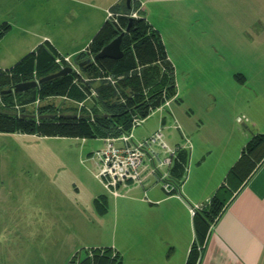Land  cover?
<instances>
[{
    "label": "rangeland",
    "instance_id": "obj_1",
    "mask_svg": "<svg viewBox=\"0 0 264 264\" xmlns=\"http://www.w3.org/2000/svg\"><path fill=\"white\" fill-rule=\"evenodd\" d=\"M20 1L0 0V25L8 26L0 38V70L10 69L27 55L30 51L23 46L31 42L35 43V47L44 42L54 43L58 57L65 58L69 53L68 46H73V43L86 45L87 38L92 37L107 20V10L104 15L96 11L101 0L38 1L33 9L36 8L39 14L30 17L31 21L21 17L14 8ZM31 1L26 0L27 11L30 5L32 9ZM138 1L142 7V0ZM173 6L169 15L171 19L165 23L167 27H176L179 34L175 48L165 53L169 55L173 67L177 95L175 99H168L166 106L151 110L133 134L135 137L145 135L157 126V120L162 117V120L167 119L162 130L159 129L165 142L182 140L185 135L194 145L198 136L185 133V125L189 123L190 130L192 127H202L206 121L205 113L214 104L212 97L215 91L229 89V82L221 77L232 75V79L239 80L237 74H244L249 68L247 59L261 56L260 45L264 44V0H181ZM88 12H91L90 18ZM89 20L91 22L88 24ZM42 35L49 40H42ZM262 50L264 54V48ZM69 61L73 62V56H69ZM84 78L93 80L95 76ZM72 83L75 86L78 84ZM91 84L88 89L86 83L79 85L81 100L68 95H50L44 99L38 98L36 106H33L34 102L19 105V110H27L30 114L38 108L49 106L59 114H87L86 111H92L95 97L90 92L97 83ZM10 112L13 113V110ZM170 112L173 118L168 120ZM176 130L180 131V135ZM101 146L100 139L42 138L0 133V264H45L54 261V256H49L53 251L49 249L50 244L46 248L45 242L40 239L63 232L59 225L63 215L61 213L59 216L58 212L66 210L61 208L64 206L61 205V195L58 196L60 190H65L68 195L64 196L66 204L73 209L72 215L64 217L72 224L69 225L71 232L81 237L87 228L93 226V234L99 236L100 241L109 248L115 234L113 219L106 216V221L98 228L99 223L95 219L86 217L87 213L81 214L87 212L88 201L96 191L108 197L93 178L95 165L86 160L90 158L89 153ZM51 186L59 191H54ZM40 206H44L47 212L51 206V214L45 211L44 217L36 214L31 222L28 207L35 211ZM92 246L90 249H102ZM83 247L75 251H80V256L85 248L89 249Z\"/></svg>",
    "mask_w": 264,
    "mask_h": 264
},
{
    "label": "crops",
    "instance_id": "obj_2",
    "mask_svg": "<svg viewBox=\"0 0 264 264\" xmlns=\"http://www.w3.org/2000/svg\"><path fill=\"white\" fill-rule=\"evenodd\" d=\"M38 1L42 0L31 1L34 5L32 4V9L30 5L28 11L27 5L25 6L26 0H21L14 8L21 17L30 20V17L39 14L36 8L33 9ZM120 2L121 0H101L100 5L96 6V11L104 15L105 10L108 11ZM142 2L140 15L156 31L164 52L167 53L168 49L175 48L179 31L176 27H167L166 20L171 19L169 16L170 11L173 10L171 7L174 8L173 5L181 0H142ZM88 16L90 18L91 12H88ZM81 25L85 24L81 23ZM42 37V40H49L47 36L42 35ZM90 39L91 37L87 38L88 43ZM88 43L84 45L85 47L76 43L68 46L69 53L65 58L69 59V56L74 57L81 53ZM34 44V42L27 43L28 46L23 47L32 52L36 48ZM48 44L57 51L54 43ZM263 48L264 44H261L260 57L247 59L249 68L246 73L237 74L240 76L239 80L232 79V75L221 77L229 82V89L219 87L220 89L215 91L212 97L214 104L210 107L211 110L205 113L206 121L202 127H199L200 129L191 126L190 130L189 123L185 128L182 126L185 133L198 136V139L195 138L194 145L188 140L190 148L187 153L184 152L186 172L180 185L179 197L166 195L159 186L151 183L145 188L131 187L122 191L120 197L114 198L104 192L108 196L105 197L99 194V191L90 197L89 200L91 201L92 198V202L88 201L87 212L81 214L87 213L86 217L95 219L99 223L98 228L106 221V216L113 219L115 234L109 248L118 255L119 264H185L189 249L195 241L189 207L202 208L221 186L229 197L210 225L203 242L195 244L198 251L195 264H264V155L254 163L253 169L241 183L234 178L225 180L231 167L238 161L245 144L254 136L264 135ZM166 53V59L169 61L170 57ZM71 64L74 65L73 62ZM235 80L240 83L237 84ZM172 118L170 112L168 120ZM165 119L162 120V117L158 119L157 126L145 135L135 137L133 134V137L140 139L156 130H162ZM239 119H242L241 123L237 122ZM171 129L173 130L172 126ZM175 132L180 135L179 130ZM184 138L187 137L184 135ZM181 141H166V144L176 146ZM86 160L94 164L91 158L88 157ZM95 173L93 172V178ZM50 188L53 189V186ZM58 194L61 195V205L64 206L61 208L66 210L58 212L59 216L61 213L63 215L59 219L60 230L63 232L40 239L45 242L46 248L47 244H50L49 249L52 248L54 251L50 250L49 255L54 256L52 258L54 261L45 264H68L77 248L81 246L107 248L106 243H102L99 236L93 234L95 232L92 230L93 226L87 228L81 237L71 232L69 225L72 224L64 217L68 218L72 215L73 209L66 204L64 196L68 197V195L65 190H60ZM36 196L38 200V194ZM96 199L98 204H95ZM43 207L40 206L35 211L28 207L31 222L36 214L42 217L46 215ZM51 208L49 206L48 212L45 211L49 215ZM54 213L57 216V213Z\"/></svg>",
    "mask_w": 264,
    "mask_h": 264
},
{
    "label": "trees",
    "instance_id": "obj_3",
    "mask_svg": "<svg viewBox=\"0 0 264 264\" xmlns=\"http://www.w3.org/2000/svg\"><path fill=\"white\" fill-rule=\"evenodd\" d=\"M109 11L116 15V24L106 20L91 37L86 46V53L81 52L73 57L78 75L83 79L85 76L88 78L95 76L93 80L85 79L87 89L90 88L91 83H97L93 88L95 97L90 111L92 119L90 120L86 113L78 117L59 114L49 106L36 110L38 112L36 120L24 109L20 111L22 114L19 117L10 112L14 101L20 106H25L32 104L38 98L44 99L50 95H68L81 100L79 85L83 84L78 79L77 86L73 85L72 82L77 78V74L71 71L66 76L37 83L33 89L21 93L1 94L4 103V107L0 108L1 134L80 139L117 137L129 131L133 117L144 119L151 110L175 96L173 67L166 59L158 34L140 15L139 1L130 0V11H127L124 0H121L119 5L112 6ZM133 12H136V17L130 19L128 16ZM129 20H131L130 25L124 32ZM7 30L6 24L0 25V38ZM122 32L121 59L116 61L101 59L77 68L78 63L97 54L102 47ZM57 58L62 59L48 43H42L10 69L5 70L8 74L0 73L1 91L9 90L15 84L54 74L60 70L55 64ZM105 77L114 80V84H109L104 80ZM184 154V152L180 154L179 161L174 166L173 174L176 179L182 173V166H185ZM263 155L264 135L252 137L243 147L238 161L231 167L225 180L234 178L241 183L253 169L254 163H257ZM228 197V193L221 186L207 204L192 215L195 241L189 249L185 264H195L198 257L195 244L203 242L206 232L224 207ZM97 201L96 199L95 204H98ZM89 249H84L81 256L80 251H77L68 264L120 263L116 253L114 260H110L111 250L108 247L90 249L94 255L92 259L87 258L85 253ZM100 250L103 251L101 256L98 254Z\"/></svg>",
    "mask_w": 264,
    "mask_h": 264
},
{
    "label": "built area",
    "instance_id": "obj_4",
    "mask_svg": "<svg viewBox=\"0 0 264 264\" xmlns=\"http://www.w3.org/2000/svg\"><path fill=\"white\" fill-rule=\"evenodd\" d=\"M129 18L136 17V12L131 13ZM106 19L116 24V15L109 10L106 12ZM86 53V48L82 51ZM91 58V57H88ZM55 64L62 69L70 67L72 71L77 74V78L82 84L87 83V80L78 75L76 66L71 64L68 58L55 59ZM159 64V63H157ZM2 74H8L5 70H0ZM120 79V78H118ZM104 80L113 85L114 80L110 77H105ZM37 84V79L32 80ZM12 89V88H10ZM90 90V89H89ZM91 91V90H90ZM95 96L94 91L91 92ZM15 102V101H14ZM166 100L158 108L166 106ZM38 105L37 99L34 101L33 106ZM4 107L1 99L0 89V108ZM15 116L19 117V105L11 107ZM30 113L34 119H37V113ZM89 119L91 120V113L86 111ZM151 112V111H150ZM151 114V113H150ZM78 117L79 115H73ZM144 119L133 117L128 132L123 133L117 137L100 139L102 146L100 149L92 152L90 158L95 164L96 173L94 178L97 180L103 190L111 197H120L122 191H126L131 187H147L149 183L157 185L166 195L180 196V185L184 179L186 167L182 166V174L180 178L176 179L173 170L175 164L179 161V156L183 152H188L190 144L187 138H182V144L176 146H168L163 139L161 131L157 130L147 137L136 139L133 137L134 129L143 122ZM242 119L237 120L241 123ZM177 128V126H175ZM150 181V182H149ZM201 207H189V214L192 216ZM110 260H114L115 252L110 248ZM87 258L94 256L90 250H86ZM99 256L103 251H99Z\"/></svg>",
    "mask_w": 264,
    "mask_h": 264
},
{
    "label": "water",
    "instance_id": "obj_5",
    "mask_svg": "<svg viewBox=\"0 0 264 264\" xmlns=\"http://www.w3.org/2000/svg\"><path fill=\"white\" fill-rule=\"evenodd\" d=\"M124 4L126 7L127 11H130V0H124ZM131 19V18H130ZM130 21H128V24L124 30V32L127 30V28L130 25ZM123 32L117 35L114 39H112L107 45L101 48V50L92 56L91 58H86L82 60L80 63L77 64V68H80L84 65L91 64L95 61L101 60V59H109V60H119L122 57V52L120 50V43H121V38H122ZM72 69L70 67H64L54 74L45 76L41 79L37 80V83H43L49 80H52L57 77H63L68 74H70ZM36 86V83L34 81L30 82H25V83H19L15 84L12 89L6 90V91H1V94H9V93H21L29 89H33Z\"/></svg>",
    "mask_w": 264,
    "mask_h": 264
}]
</instances>
